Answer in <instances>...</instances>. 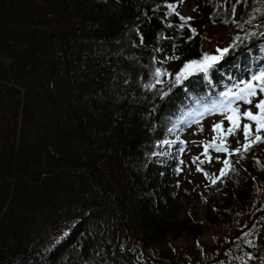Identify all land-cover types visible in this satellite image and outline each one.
Wrapping results in <instances>:
<instances>
[{"label":"trees","instance_id":"16d2710c","mask_svg":"<svg viewBox=\"0 0 264 264\" xmlns=\"http://www.w3.org/2000/svg\"><path fill=\"white\" fill-rule=\"evenodd\" d=\"M184 1L0 0V264H264V130L243 115L264 92L254 81L252 103L230 107L222 95L264 72V0H193L212 35L175 21ZM216 39L207 74L177 84ZM210 120L229 153L192 155L190 131ZM189 163L203 214H180Z\"/></svg>","mask_w":264,"mask_h":264},{"label":"snow or ice","instance_id":"6c2138e0","mask_svg":"<svg viewBox=\"0 0 264 264\" xmlns=\"http://www.w3.org/2000/svg\"><path fill=\"white\" fill-rule=\"evenodd\" d=\"M167 7L170 10H174L176 5L168 4ZM181 19H184V18L181 17ZM218 51H220V50H218ZM226 51H227V49L222 50L221 55H223V53ZM219 59H220V57H217V56L205 55L202 60H193L190 63L185 64L183 69L181 70V72L175 75L176 83L179 84L182 79H186L189 75L193 74L194 72H201V73L207 74L208 69L211 68L212 65L215 64ZM156 74L158 76L161 74L159 69H157ZM254 81L260 82L261 87L258 90L260 92H264V72H261L259 75H254L252 77V81L242 82L244 85L242 88L237 86L238 91L236 93H232L231 90L222 93L223 97H225L229 101V107H230V103L232 100L243 101V102L248 103V104L252 103V101H251V99H249V97L256 96V94H257V90L253 84ZM255 108L259 110V115L253 114V112L250 110L244 112L243 115L249 121H255L256 133H260L262 130H264V99H261L258 103H256ZM230 110H232L234 113H238V109H230ZM240 118L241 117L239 114L230 115L227 117V119L229 120V122L232 125V127H229L227 129L228 135L233 134L235 129L240 127V125H239ZM222 130H223L222 124H216L213 127L214 132L221 133V135L219 137L213 138L214 140L219 138L220 143L219 144L213 143L211 145V147H214L217 152H226L228 150L226 144L224 143ZM243 132H244V138L247 141L251 135V126L249 124L243 125ZM254 142H264V138H262V136L259 134L255 135ZM208 147H209V145H205V153H204L205 155H207ZM243 147H244V150L247 151L249 149L250 145L244 144ZM236 152H239V149H237ZM201 163H203V161H201ZM223 163H224L225 168L229 167V161L228 160H224ZM221 174L222 175L226 174L223 169L221 170ZM212 182L213 183L216 182L215 178H213Z\"/></svg>","mask_w":264,"mask_h":264},{"label":"rangeland","instance_id":"374dc122","mask_svg":"<svg viewBox=\"0 0 264 264\" xmlns=\"http://www.w3.org/2000/svg\"><path fill=\"white\" fill-rule=\"evenodd\" d=\"M177 14H182L185 17H191L193 19H196V15H197V11H196V5L193 2V0H185L182 4H181V8L178 10ZM156 16V15H154ZM165 17V16H164ZM176 21V20H175ZM217 30V27H213L211 25L206 24V26L204 27V29L202 31H204L206 34L209 33V35H212L213 33H215ZM207 49L209 50V52H211V56H217L219 57V49H223V43L220 42L219 40H212L209 41L206 44ZM213 120L209 121L207 123V127L205 128V135H196V132L198 129H194L191 130L188 138H189V143L191 144L190 146V151L191 154H201L203 149H205V145L206 142L211 140L214 141L210 136L211 133L209 134V126L212 124ZM197 144V145H194ZM214 156L217 157H221L223 156L222 153L219 152H214L212 151ZM189 172L187 174V179L186 181H188V189L187 191L184 192H180L177 196V199L180 203V205L182 206L183 210L180 213L181 215L184 214V212L188 209V208H197L198 211L203 214L204 210H205V201H204V194L206 193L203 185V180L205 178L204 174H201L198 172V169L194 167V165L192 163H189ZM246 221L242 222V225L245 224ZM216 238V239H215ZM219 237H217V235L215 234H206L202 237L201 239V243L204 244V246L207 247V251H211L213 249L216 248L215 246V242L219 241ZM190 254V256H192L194 258V260H196V258L198 257H205L206 253L204 254H198L196 251H194V249L191 247L190 249H188V252Z\"/></svg>","mask_w":264,"mask_h":264},{"label":"water","instance_id":"95a60500","mask_svg":"<svg viewBox=\"0 0 264 264\" xmlns=\"http://www.w3.org/2000/svg\"><path fill=\"white\" fill-rule=\"evenodd\" d=\"M150 16H151V25L153 27L159 28V29H164L166 27V20L163 17H161V16H154V15H152V13H150ZM175 20L176 21H179V15L178 14L175 15ZM208 23H209V21H198L196 19H192L191 20V24H192L193 28L199 29V30H203L204 27L206 26V24H208ZM146 36H147V39L150 40L155 35H154L153 32H151V33L147 34ZM213 143L219 144L220 142L209 140V141L206 142V145H209L208 149L217 152L214 147H211V145ZM226 146H227V149L228 150L226 152H219V153H229L230 146H228V145H226ZM239 234H241V231L239 232Z\"/></svg>","mask_w":264,"mask_h":264}]
</instances>
